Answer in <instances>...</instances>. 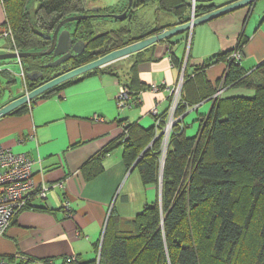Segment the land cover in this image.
Instances as JSON below:
<instances>
[{"label": "crops", "instance_id": "crops-1", "mask_svg": "<svg viewBox=\"0 0 264 264\" xmlns=\"http://www.w3.org/2000/svg\"><path fill=\"white\" fill-rule=\"evenodd\" d=\"M141 1L133 0V6ZM234 1L186 0L189 6L180 16L189 21L194 13L192 7L201 6L206 14ZM85 2L93 13L123 12L128 5V0ZM147 5L154 11L151 29L163 26V31L179 24L180 17L172 7L159 9L157 2ZM162 15L164 21L160 22ZM196 16L201 15L194 13ZM7 20L4 2L0 4V31L10 27ZM167 24L171 25L165 27ZM145 32L149 30L136 36ZM1 38L5 41L0 43V53L16 49L11 47L13 41L9 37ZM241 40L240 66L249 72L264 61V0L199 23L91 70L51 96L41 94L21 110L0 117V145L34 161L32 179L36 186H53L45 199H34L33 206L22 209L11 220L0 235V257L15 261V256H26L30 260L28 264H74L97 259V245H101L112 209L121 219L131 220L146 204L159 198V187L143 184L137 168L125 164L124 146L116 143L126 135L125 127H154V107L167 118L173 103L170 89L178 84L182 71L184 82L186 70L190 80L185 87L182 82L180 96L200 100L204 87L210 86L215 91L207 99L188 106L179 117L186 136H194L201 119L208 115L218 98L213 96L221 85L227 64L218 61L200 68L209 58L236 49ZM0 68V76L7 83L1 85L0 79L2 107L31 89L27 87L26 63L6 60L0 62ZM16 73L22 80L18 88ZM49 73L51 76L52 71ZM152 84L157 86L156 90L151 89ZM123 86L131 90L132 100L139 99V103L129 100L123 107L117 104L116 97ZM225 95L234 94L225 89L220 96ZM97 155L100 162L84 168ZM97 166L102 167L100 172L86 176L94 173ZM58 183L63 186H54ZM69 257L75 261L67 262Z\"/></svg>", "mask_w": 264, "mask_h": 264}, {"label": "trees", "instance_id": "trees-1", "mask_svg": "<svg viewBox=\"0 0 264 264\" xmlns=\"http://www.w3.org/2000/svg\"><path fill=\"white\" fill-rule=\"evenodd\" d=\"M28 1L5 0L7 22L13 35L11 47L18 51L47 47L49 41L38 32L51 33L67 16L93 13L86 7L85 0H36L38 5L30 14ZM9 2L11 4L7 5ZM151 2H157L159 9L172 7L180 17L179 24L188 20L180 16L189 6L186 0H142L129 9L123 19L132 17L135 8ZM194 13L202 15L204 12L201 6H195ZM95 20L93 16L75 22L74 40L82 41L85 47L69 66L74 68L95 60L163 28L157 26L139 36L130 35L128 25L95 33ZM63 27L70 28V25ZM242 43L241 40L236 49L240 50ZM232 51L209 58L200 69L225 61L227 68L219 82L221 87L224 90L248 88L254 95L218 96L208 115L201 119L194 136H186L180 119L174 123L161 175L162 135L149 143L165 124L166 116L159 115L157 126L155 120V126L149 129L136 125L125 127L126 135L116 142L124 146L125 164L131 167L141 154L135 168L145 185L158 184L161 177V202L158 198L146 204L131 220L121 219L112 209L101 246L97 245V252L100 250L98 264H202L201 253L205 250L222 264H264V61L247 72L240 66V60L227 59ZM21 62L27 64L29 71L38 67L40 58L28 57ZM187 72L185 70L184 87L190 80ZM75 78L41 96H51ZM27 87L34 86L27 82ZM203 91L200 100L215 92L210 86ZM200 100L180 96L174 117H180L188 106ZM99 162L97 155L84 168ZM101 169L97 166L94 173L86 176L95 175ZM242 251L245 258L238 262ZM9 260L14 264L13 258ZM29 261L22 259L15 264H28ZM74 264L97 262L93 259Z\"/></svg>", "mask_w": 264, "mask_h": 264}, {"label": "water", "instance_id": "water-1", "mask_svg": "<svg viewBox=\"0 0 264 264\" xmlns=\"http://www.w3.org/2000/svg\"><path fill=\"white\" fill-rule=\"evenodd\" d=\"M257 0H236L230 4L212 10L206 14L201 16H196L184 23L178 24L172 28L163 30L151 36H148L144 39L138 40L136 42L130 43L126 46L121 48L115 49L105 55H102L95 60L82 64L80 66L68 69L66 71H56L52 73V75L48 79H43L44 75L49 71H53L57 68H63L64 63L69 61L72 58H76L80 56L84 50L85 44L82 41H75L74 40V31L64 28L63 26L68 24L71 21H79L85 18L90 17H113L115 19H123L127 11L133 7L132 0L128 1L127 8L121 14H109V13H89V14H76L67 16L66 18L62 19L53 29L51 33H43L38 32L40 36L44 39L49 41V45L45 48L33 51H7L0 53V62L6 60H16L21 62V59H26L28 57H35L40 58V63L38 67L34 70H29L26 72V77L28 78L30 84L34 87L23 94L15 98L14 100L10 101L9 103L0 107V117L11 113L12 111L18 109L22 105L28 103L29 101L33 100L34 98L38 97L39 95L43 94L44 92L56 87L57 85L78 77L82 74H85L91 70L96 68L102 67L112 61H115L121 57L128 56L135 52H138L147 46L156 43L160 40L169 38L170 36L181 32L186 29H191L193 26L202 23L204 21L210 20L217 16L223 15L227 12H230L234 9L250 5L255 3ZM48 57V62H44L43 58ZM61 68V69H62ZM162 134V133H161ZM160 133L156 135V137L152 140L153 141L161 135ZM140 156L137 158L136 162L131 166V169L135 167V164L139 160ZM164 158L162 160V168H163ZM161 202V177L159 181V203ZM102 243V241H101ZM101 246V245H100ZM100 257V250L97 255L96 262L98 264Z\"/></svg>", "mask_w": 264, "mask_h": 264}, {"label": "built area", "instance_id": "built-area-1", "mask_svg": "<svg viewBox=\"0 0 264 264\" xmlns=\"http://www.w3.org/2000/svg\"><path fill=\"white\" fill-rule=\"evenodd\" d=\"M5 0H0V4H4ZM194 7H192V12ZM194 13L192 14V16ZM191 16V18H192ZM194 18V16H193ZM0 37H9L13 41V35L10 27H6L0 31ZM15 51H18L15 49ZM227 59L240 60L241 52L236 49L233 50ZM183 82V71L182 76L176 86L170 89L173 103L169 108L168 115L166 118V127L164 132L167 134L176 121H174V112L176 105L180 99V89ZM152 90H156L157 86L152 84ZM222 89L219 88V92ZM218 92V93H219ZM215 94L213 97H216ZM117 104L120 107L128 104L129 100H132L131 90L123 86L121 87L117 97ZM132 103H139V99L132 100ZM152 114L155 116L156 126L159 122V114L156 108H152ZM34 161L23 153L13 152L10 148L0 145V235L8 228L11 220L17 215L22 209L33 206V200L36 198L45 199L51 187L43 185L38 187L34 184L32 179V166ZM54 186L62 187V183L55 184ZM65 208L68 214H70L69 203L66 202ZM28 259L26 256H15V262ZM14 261V260H13ZM67 262L75 261L74 257L66 258ZM0 264H11L8 258L0 257Z\"/></svg>", "mask_w": 264, "mask_h": 264}, {"label": "rangeland", "instance_id": "rangeland-1", "mask_svg": "<svg viewBox=\"0 0 264 264\" xmlns=\"http://www.w3.org/2000/svg\"><path fill=\"white\" fill-rule=\"evenodd\" d=\"M132 2H133V0H132ZM36 4L37 3L33 0L28 5V6H30L29 10L31 9L30 10L31 13H33ZM121 13L122 12H111L109 14L117 15V14H121ZM153 15H154L153 7L150 6V5H145V6L137 8V11L133 13V16L132 17H128L126 19H115L113 17H96V20L93 21V23L95 24V27H97L95 29V33L103 32V31H106V30H109V29H116V28H119L120 26H123V25H128L130 27V29H131L130 35L136 36L138 33L144 32V31H148V30H150L152 28L153 22H152L151 19H152ZM164 16L165 15H162L160 17V20H159L160 22L164 21ZM75 22L76 21H71L68 24L70 25V27L73 28L74 25H75ZM3 41H5V39L1 38L0 39V43H3ZM7 61H9V60H7ZM0 70H1V68H0ZM16 74H17L16 75V79H17L16 84H17V86H15V87L18 88L19 85L22 86V80H21L20 75L18 73H16ZM0 79H1V85L4 86V85L7 84L5 79L2 80V76H0ZM219 88L222 89V91L224 90V88L221 87V85H220ZM230 90H231V93L234 94V95H236V94L237 95H246V96H253L254 95L253 90L248 89V88L233 87ZM222 91L219 92V89H218L216 91V93H215V94H217L216 97L220 96ZM227 95H230V94H227ZM227 95H225V96H227ZM179 119H180L179 117H177V118L174 117V121H176V122ZM165 127H166V124H163V126L160 129H158V134L162 133L161 134L162 135V137H161L162 139H161V145H160V147H161L160 170H161V167H162V160H163V158L165 156L166 149H167V146H168L169 135H170V132L172 130V127H171V129L169 130L170 132L167 134L166 132H164ZM159 181H160V179L158 178V184H156L158 187H159ZM134 245H135V243L132 244V246H134ZM206 251L207 250H205V252L201 253V255H202L201 258L203 259L202 264H204V263L205 264H222V263L214 260L210 256V254L208 252H206ZM244 258H245V253H244V251H242L239 254V256H238L236 261L239 262V260H242Z\"/></svg>", "mask_w": 264, "mask_h": 264}, {"label": "flooded vegetation", "instance_id": "flooded-vegetation-1", "mask_svg": "<svg viewBox=\"0 0 264 264\" xmlns=\"http://www.w3.org/2000/svg\"><path fill=\"white\" fill-rule=\"evenodd\" d=\"M49 60L46 58L45 60H44V62L46 63V62H48ZM68 63H69V65H70V62L69 61H67ZM68 64H66V63H64V65H63V68L61 69V68H57V69H55V70H53L52 71V73H54V72H56V71H58V70H60V71H66V70H68V69H71V68H73V67H71V66H69ZM51 72V71H50ZM50 77V73L48 72V73H46V75H44V77H43V79H48Z\"/></svg>", "mask_w": 264, "mask_h": 264}]
</instances>
